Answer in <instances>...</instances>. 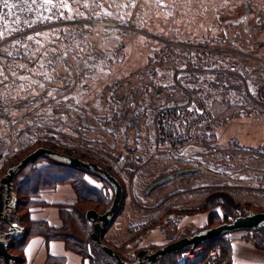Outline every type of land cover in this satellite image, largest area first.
<instances>
[{
  "label": "rangeland",
  "instance_id": "obj_1",
  "mask_svg": "<svg viewBox=\"0 0 264 264\" xmlns=\"http://www.w3.org/2000/svg\"><path fill=\"white\" fill-rule=\"evenodd\" d=\"M66 3L71 13L63 8L45 6L42 0L31 5V11L20 0H7V7L0 0V30L6 33L4 46L11 53L0 52V62L6 68L10 66L5 81L8 87L0 85V97H4L0 99V108L10 106L12 109L8 119L0 122V156H7L4 165L36 140H44L93 158L119 174L115 161L127 149L138 148L144 161L150 157L144 143H151L159 108L198 90L205 92L212 108L221 111L213 131L202 138L199 145L223 144L226 151L240 152L236 142L230 146L222 143L216 130L231 117L264 110V101L259 99L264 75L257 74L264 69L248 73L239 67L237 73H230L228 67L234 63L226 62L222 55L226 51L217 48L222 47V41L212 46L205 42L210 40V34L203 42L194 44L171 38L170 27L174 21L181 25L193 24L195 14H190L187 1L180 0L171 5L167 0H96L98 6L95 7L93 0H83L82 3L66 0ZM252 9L253 14L258 13L256 8ZM61 12L64 19L59 18ZM226 12L228 9L223 8L219 17ZM69 15L74 18L67 19ZM146 16L153 20L147 23ZM45 17L52 19L45 20ZM254 17L252 22L255 24ZM25 19L37 22L35 31L24 23ZM41 20L44 23H39ZM225 23L219 20L216 29L223 31L227 26ZM163 25L166 31L162 29ZM16 29L34 36L32 41L21 40V44L27 47L12 45ZM156 30H164L169 35L158 36ZM36 31L47 35L37 36ZM140 36H144V48L138 55V46L134 45L135 51L131 55L127 46L133 45L134 40L136 43L142 40ZM236 42L237 46L240 45ZM211 49L214 50L210 55ZM248 50L255 51V47ZM230 54L231 61L233 56H240ZM50 59L55 64H49ZM41 62L45 67H40ZM181 69L189 76L186 77ZM12 73L28 79H15ZM208 74L210 79L206 81ZM48 90H53L52 96L46 95ZM55 90L64 92L68 99L57 95ZM41 97L47 103L35 101H40ZM18 104L24 106L18 107ZM26 115L33 118L24 119ZM132 121L134 124L129 125ZM140 140L143 144L135 146ZM233 160L230 162V159L218 158L212 153L196 152L189 159L178 162L151 159L139 169L135 168L136 171L131 173L132 184L126 187L122 183L124 198L105 228L102 240L133 263L141 251L153 253L161 249L160 240L166 244L167 237L176 239L199 228L191 221L194 218L181 211L206 209L217 203L246 208L248 204H244L248 200L239 190L243 176L237 158ZM195 168L199 169L197 173L176 177L173 182L157 187L149 196L145 195L146 189L157 179ZM112 203L105 207L84 202L80 206L87 218L89 211L104 215ZM254 207L258 208L251 205V210ZM24 221L26 225V219ZM169 221L175 229L171 230L167 224ZM156 222L160 226L154 227ZM117 223H121V229ZM220 225L213 223L212 227ZM93 232L94 224L90 229L91 236ZM149 245L156 247L136 249ZM177 259L182 263V253L180 260Z\"/></svg>",
  "mask_w": 264,
  "mask_h": 264
},
{
  "label": "crops",
  "instance_id": "obj_2",
  "mask_svg": "<svg viewBox=\"0 0 264 264\" xmlns=\"http://www.w3.org/2000/svg\"><path fill=\"white\" fill-rule=\"evenodd\" d=\"M179 1L180 0H174L172 2L170 0H167V2L169 4L171 3V5H174ZM185 1H187V5L189 6L190 14H195V19L193 21V24H186V25L184 24L181 25V23L179 22L178 24H176L174 21V25L170 27L171 30L170 32L172 35L171 38L177 37L180 38V41L189 44H194V43L203 42L204 38H207V36H209L210 34V40H206L205 42L210 43V46H212V45H216V43H219V41H222L223 42L222 47L218 46L217 48L226 51L222 54L223 58L227 60L226 62H231L234 63L235 65H238L239 67H243L245 68V71H247L248 73L256 72L259 69H264V0H185ZM253 7L256 8L258 13L256 14L252 13ZM223 8H227L228 12L222 15L220 14L219 17L218 14L222 11ZM202 14H204V16H202ZM233 15L234 17L232 18ZM253 15H255L254 17V19L256 20L255 24L252 22ZM216 16L219 17L218 21L220 20V22H226L225 25L227 26L224 28L223 31L216 29L218 23V21L216 20L217 18ZM146 20H147L146 22L148 23L153 19L151 16H146ZM216 21L217 23L215 24ZM164 26L165 25H163L162 29L166 31V28H164ZM164 30L163 31L156 30L155 31L156 35L168 36L169 33H166ZM140 37H142V40L140 41H143L144 36H140ZM214 38H218L219 40L216 41ZM231 38L234 39L232 40ZM140 41L138 40V43H136L134 40V42H132L133 45L127 46V48L129 47L128 50L132 52L131 55L134 53L135 47L138 46V55H139V50L144 48V41L143 42ZM235 41H237L236 43H240V45L237 46V44H235ZM210 46L207 45V47ZM251 47H255V51L252 52L249 51L248 49H251ZM211 50L212 51H210V55L214 49ZM230 53H238L240 56L238 57L233 56L234 60L231 61L232 56ZM214 54L219 55V52H214ZM223 58L221 57V60ZM184 69L181 70L185 71ZM182 73L186 77L189 76L187 74V71ZM205 77H206V81H208L210 79V74H208ZM193 81L196 83L195 79ZM185 96L183 98H185ZM204 96L208 101L207 96L205 94ZM244 114L245 113L236 117H231V119H228V121L222 127H219L216 130V132H218L219 139L222 143L228 146H230L232 142H236V144L239 145L238 147H240L239 150L240 152L241 151L263 152L264 151V110L261 109L260 113L250 112L248 114L245 115ZM131 124H134V122L132 121L129 123V125ZM153 140H154V136L151 140V143L150 142L144 143L145 149L146 150L148 149V153H150V145L153 143ZM36 141H40V140H36ZM140 144H143L142 140H140L138 144L135 146H138ZM129 154H133V158L131 159L130 166H128L127 168L119 169L116 166L117 159L115 161V168L119 173L117 175L122 180L123 184L126 187H128L129 183H131L132 170H135V168L136 170L139 169V167L143 166L145 162L151 160V156H150L147 161H144V157L143 158L140 157L142 152H140L138 148L135 147L127 149L126 153L119 156L129 155ZM237 160H238L237 161L238 165L241 169V174L243 176L240 179L239 190L241 191L242 196L244 198H247L248 200L247 202H245L246 204L244 205L248 204L250 205V208L251 205H256L258 208L254 207V209L251 210L252 213L259 212L257 210L264 212V161L256 160L248 156L239 157L237 158ZM158 161H162V160H158ZM232 161L234 160H230V162ZM164 163H169V162H164ZM104 165L107 166L106 164ZM87 174L88 175L85 176V180L87 181L90 187L101 186V183H99V179L105 181L100 175L94 173H88V172ZM175 179L176 177L171 181L164 183L162 185L173 182ZM105 182L111 187L112 190H114V187L111 185V183H109L108 181ZM147 189L145 191V195L149 196L150 194H147ZM77 198L78 195L75 189L71 184L68 183L59 184L54 189H44L40 192L39 195H37L36 198H34L35 206L30 209V213L28 214V216L30 215L29 219L46 222L52 227H60L62 225L61 208L72 207L76 203ZM187 217L194 218L191 221L199 228L193 233L180 235L177 238L183 237L185 235L192 236L196 233L206 230L205 225L207 224L208 213L192 215ZM89 223L93 225V223L91 222ZM22 224L24 223L22 222ZM167 224L171 228V230L175 229L174 227H172V223H170V221ZM156 225L160 226V224H157V222L153 226L156 227ZM126 228H127L126 225H124L125 232L127 230ZM241 235H242L241 233L237 234L233 232V234L230 233L229 237H226V239L229 241V245L232 252L231 253L232 264H264V246L260 245L259 243L260 241L254 242L253 244L247 242L246 240L242 239ZM134 239L135 238H133L132 240ZM174 240L175 239L171 238L170 236L169 238L167 237L168 242H166V244H163L164 242L160 240L158 245L163 247L164 245H167L173 242ZM49 255L64 256L66 257L68 264H85V262H87L86 260H84V258L68 251L65 247V244L62 241H58V240L48 241L43 236H35L29 241V243L27 244L24 250V254H23L24 262L22 264H45L46 259Z\"/></svg>",
  "mask_w": 264,
  "mask_h": 264
},
{
  "label": "trees",
  "instance_id": "obj_3",
  "mask_svg": "<svg viewBox=\"0 0 264 264\" xmlns=\"http://www.w3.org/2000/svg\"><path fill=\"white\" fill-rule=\"evenodd\" d=\"M40 147L52 148L68 155L79 157L85 161L96 162L101 167L109 170L121 182V184L123 183L118 175L109 166H105L101 162L93 158H89L86 155L77 154L68 149L60 148L48 141L41 140L34 142L32 145L27 147L26 150L21 151L13 160L11 159L1 168L0 175L5 174L10 168L21 161V158H24L27 154H30ZM86 175H88L87 172L81 169L71 167L61 161H56L47 157H41L36 162L28 164L16 175L14 179V186L18 194V212L21 215L20 219H22V222L24 223L23 225L26 229L24 237L15 241L10 247L11 253L18 254L20 256V261L16 264H22L24 262V250L29 241L35 236H43L48 241H62L68 251L84 258V260L87 261L85 264H118L114 258L106 255L92 242V236L90 233L92 225L88 222L84 211L80 206L81 203L92 202L106 207L113 201V191H115V189L112 190L105 182L106 180L104 178L103 179L105 181L99 179L101 186L90 187L85 180ZM62 183L71 184L78 195L77 201L72 207L61 208L62 225L60 227H52L46 222L30 220V215L28 216V214L30 213V209L35 206L34 198H36L42 190L54 189ZM181 212L185 216L208 213L207 224L205 225L206 229H210V227L213 228V223H221L222 225L224 223L232 222L240 216H246L252 213L251 208L248 205L246 208L240 209L237 206L234 207L218 203L210 204L206 207V209H193ZM24 219H26V225ZM234 233H241L242 239L247 242L253 244L254 242L260 241V245L264 246V228L242 230ZM85 234L86 236L82 237ZM228 235H230V233L208 242L211 248H217L219 250L216 264H232V252L229 241L226 239V236ZM186 236L188 235L177 238L174 241L180 240ZM125 247L135 249V247ZM151 247L156 246L150 245L147 247H137L136 249L138 251ZM181 253L182 251L168 254L158 260L155 264H182L181 261H178L177 259L179 258L180 260ZM45 264H68V262L64 256L49 255Z\"/></svg>",
  "mask_w": 264,
  "mask_h": 264
},
{
  "label": "built area",
  "instance_id": "obj_4",
  "mask_svg": "<svg viewBox=\"0 0 264 264\" xmlns=\"http://www.w3.org/2000/svg\"><path fill=\"white\" fill-rule=\"evenodd\" d=\"M192 47V46H190ZM243 68V67H242ZM238 65H229L230 73H237ZM257 74L264 75V71H258ZM262 89L259 99L264 101V82L260 83ZM89 89V87H85ZM37 102V100H35ZM18 107H23L24 104H18ZM11 107L0 108V122L8 119L12 112ZM9 109V110H8ZM3 115H2V114ZM221 117V111L212 108L207 102L204 94L201 91L187 93L185 99L180 101H172L164 104L159 108L154 119V140L150 145L151 159L162 160L164 162H178L179 160L189 159L194 153L202 152L204 154H214L218 158L233 160L239 157H251L256 160L264 161V151L250 152H229L223 144L217 146L204 147L199 145L202 138H206L213 131L217 121ZM26 118H33L29 115ZM133 154L119 156L116 161V166L119 169H125L130 166ZM7 156H0V167L6 162ZM8 172V171H7ZM6 172V173H7ZM5 173V174H6ZM0 175V195H2V207L0 209V241L6 246L12 245L15 241L22 239L25 235L24 229L18 212V196L14 186L9 192L6 185L2 184L1 180L4 175ZM8 218V220H7ZM121 229V223L116 224ZM16 231L14 240L12 234ZM219 250L211 248L209 243L198 246L195 249L189 248L182 251V264H216ZM5 259L0 253V264H4Z\"/></svg>",
  "mask_w": 264,
  "mask_h": 264
},
{
  "label": "water",
  "instance_id": "obj_5",
  "mask_svg": "<svg viewBox=\"0 0 264 264\" xmlns=\"http://www.w3.org/2000/svg\"><path fill=\"white\" fill-rule=\"evenodd\" d=\"M41 157H49L56 161H61L67 165H70L71 167L81 169L85 172L100 175L106 181L111 183V185L114 187L115 194L110 210L104 215H100L95 211H89L87 213V220L94 224V232L92 233V240L94 242V245L108 256L114 258L118 264H155L158 260L168 254L184 251L189 248L195 249L206 242L218 239L223 235L229 233L242 230L264 228V212H256L246 216H240L232 222L224 223L215 228L206 229L192 236L184 237L180 240L167 244L153 253H150L151 251L149 250L141 251L137 255V261L131 263L121 257L117 251L106 246L105 242L102 240V235L105 232V228L108 227V225L111 223L114 215L117 213L122 203V200L124 198V188L121 182L109 170L101 167L98 163L88 162L79 157L71 156L59 152L55 149L40 147L25 156L16 166L10 168L2 178V184L6 185L7 190L10 192L13 188V181L16 175L28 164L36 162ZM198 171V168L185 169L176 172L175 175H170L168 177H162L160 179H157L147 189V194H150L152 190L161 186L164 183L171 181L177 176H183L190 173H197ZM1 207L2 195H0V209ZM13 231L14 233L12 234V236L14 240L19 239V237H16L18 236L16 231ZM22 233H25V229H23ZM10 247L11 245L6 246L5 243L0 241V253L5 259L4 264H16L20 261V257L18 255H15L10 252Z\"/></svg>",
  "mask_w": 264,
  "mask_h": 264
},
{
  "label": "snow or ice",
  "instance_id": "obj_6",
  "mask_svg": "<svg viewBox=\"0 0 264 264\" xmlns=\"http://www.w3.org/2000/svg\"><path fill=\"white\" fill-rule=\"evenodd\" d=\"M5 6L7 7L8 4H7V0H3ZM38 0H20V3L21 4H24V5H28V11H31V5H34V4H37ZM74 2H83V0H74ZM42 3L43 5L45 6H51V8H56V9H60V8H63L65 10H67L69 13H71V9L67 7V3H66V0H59V2H55V0H42ZM93 6H98V4L96 3V0H93ZM85 7H87V5H85ZM51 8H49L48 10L51 11ZM110 15V14H108ZM59 18L60 19H64V15H63V12H61L59 14ZM74 17L72 15H69L67 17V19L71 20L73 19ZM45 20H51L52 17H45L44 18ZM85 19H87L85 17ZM24 23H26L29 27L33 28V30L35 31V24L37 23L36 21L32 20V19H25ZM39 23H44V20H41L39 21ZM85 27H87V25H85ZM47 35L46 33H41V32H38L36 31L35 32V35ZM24 39V40H28V41H32L34 39V36L33 35H30L26 32L23 31V29H16L15 32H14V39L13 41L11 42L13 46L15 45H21L22 47H27V45H22L21 44V40ZM5 40H6V33L4 30H0V52H6L8 55H11L10 52H8V49L4 46V43H5ZM53 52L57 51L56 49H52ZM44 55V54H42ZM65 60H66V57H63ZM49 64H55V61L54 60H49L48 61ZM40 67H45V65L41 62L40 64ZM10 69V66H8L7 68L3 65L2 62H0V85L3 86V88H7L8 87V84L5 83L6 80H8V75L6 74ZM30 70V69H29ZM13 77L15 79H28L27 77H23V76H18L16 75L15 73H12ZM59 83H63V81H58ZM2 90V89H0ZM52 91L53 90H48L46 92V95L48 96H52ZM57 91V95H60V96H64L65 99H68V97L65 95L64 92L60 91V90H55ZM56 97H53V99H55ZM0 99H4V97H0ZM40 102H44V103H47V101L44 99V97H41L40 98V101H37V103H40Z\"/></svg>",
  "mask_w": 264,
  "mask_h": 264
},
{
  "label": "bare ground",
  "instance_id": "obj_7",
  "mask_svg": "<svg viewBox=\"0 0 264 264\" xmlns=\"http://www.w3.org/2000/svg\"><path fill=\"white\" fill-rule=\"evenodd\" d=\"M19 217H20V215H19ZM7 220H8V218H7ZM24 227V226H23ZM24 229H25V227H24Z\"/></svg>",
  "mask_w": 264,
  "mask_h": 264
},
{
  "label": "flooded vegetation",
  "instance_id": "obj_8",
  "mask_svg": "<svg viewBox=\"0 0 264 264\" xmlns=\"http://www.w3.org/2000/svg\"><path fill=\"white\" fill-rule=\"evenodd\" d=\"M52 149V148H51ZM60 152V151H59ZM63 153V152H62ZM66 154V153H65Z\"/></svg>",
  "mask_w": 264,
  "mask_h": 264
}]
</instances>
